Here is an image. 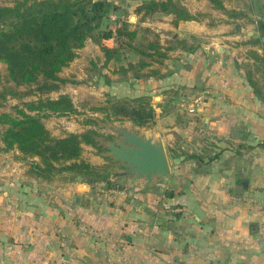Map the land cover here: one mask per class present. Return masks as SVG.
I'll return each mask as SVG.
<instances>
[{"label":"crops","instance_id":"0c3cea01","mask_svg":"<svg viewBox=\"0 0 264 264\" xmlns=\"http://www.w3.org/2000/svg\"><path fill=\"white\" fill-rule=\"evenodd\" d=\"M180 2L193 19L175 22L163 12L130 19L142 43L151 33L168 48L163 63L143 56L136 40L107 65L92 39L75 58V81L90 77L112 94L119 86L125 96L152 97L155 124L125 126L161 136L170 174L156 190L129 179L100 194L70 171L37 177L30 161L38 157L0 153V264H264V0H224V9ZM112 14L103 29L123 24L121 13ZM142 59L151 65L136 77L128 64ZM96 116L88 118L97 124L86 118L65 127L109 130ZM82 146V159L107 162L106 152Z\"/></svg>","mask_w":264,"mask_h":264},{"label":"trees","instance_id":"16d2710c","mask_svg":"<svg viewBox=\"0 0 264 264\" xmlns=\"http://www.w3.org/2000/svg\"><path fill=\"white\" fill-rule=\"evenodd\" d=\"M210 1L215 8L224 9V0ZM116 8L111 0H14L11 5L0 4V62L7 69L0 90V153L19 151L17 157L22 160L38 157L39 160L30 161V171L37 177L50 180L56 172L63 171L73 172V179L101 174L81 158L82 145H91L102 153L107 149L99 138L105 134L90 128L82 133L54 136L44 119L82 112L70 94L57 98L46 95L58 91L62 84L77 82L63 78L60 73L77 58L78 50L88 39L100 45L105 65L119 60L123 49L134 47L138 30L131 29L129 20H124L116 30L102 28ZM136 11L143 12L144 17L156 12L173 14L175 22L195 17L178 0H143ZM110 38L116 39V46L104 43ZM138 50L158 63L168 56V48L163 49L157 38L142 43ZM149 65V61L142 59L137 64L129 63L128 68L135 69L136 77H141L147 76L141 70ZM120 70L127 72L124 66ZM31 95L36 97L25 100ZM9 97L21 100L13 107L15 113L1 110ZM91 110L103 114L102 122L124 117L142 127L155 122L152 97L146 95L120 99L108 96L104 104ZM86 123L97 124V119L88 118Z\"/></svg>","mask_w":264,"mask_h":264},{"label":"rangeland","instance_id":"374dc122","mask_svg":"<svg viewBox=\"0 0 264 264\" xmlns=\"http://www.w3.org/2000/svg\"><path fill=\"white\" fill-rule=\"evenodd\" d=\"M113 2V4L115 6H117V12L121 13L124 19H120V20H129L130 21V15L134 14V15H139L140 13L136 11L137 7L143 2V0H111ZM181 1V0H178ZM14 0H0V4L2 5H11L13 4ZM114 15V14H112ZM147 34V33H146ZM146 37V39H150V36H152L151 33H148L147 35H144ZM138 38V37H137ZM142 38V37H141ZM136 44H142V39L141 41L139 39H136ZM92 53V52H91ZM73 66V67H69V68H64V70L62 71V77L63 78H69L72 80H75V60L73 61L72 64H70L69 66ZM7 74V69H6V65L2 62H0V90L2 89V82H4L5 77ZM90 76V75H89ZM97 79L99 78L98 72L96 75ZM93 80L90 77H84L82 79V81L79 82H68L65 84L61 85V88L58 91H54L51 92L49 94H47L46 96H50L52 98H57L60 94H70L76 104V106L78 107V109L82 112L81 114H72V115H67V116H51L49 118L44 119V122L46 123L47 121L51 122L53 125V129L54 130H58L59 134H68L70 133L69 130L65 127V120L69 121V122H75L76 124H80L82 123L86 118H88L89 116H92V114L95 115H99L96 116L97 118H100L101 120L103 119V114L100 112H94L93 110H91V108L93 106H100L101 104H104L105 101L108 99V96H112L114 98L120 99V98H126V97H130L129 95L125 96V91L120 92L119 90V86L115 87L114 90H118V92L116 94H112L110 92H106L104 90H101L99 86L97 87H93L91 84H89V81ZM130 82L127 78L126 80V86H129ZM35 95H31L27 98H25V100H29L32 98H35ZM21 100L17 99V98H12L9 97V99L6 101L5 105L1 108L2 111H6V112H13L15 113L14 110V105L20 103ZM102 122V121H101ZM112 122L114 124L117 125H128L130 127H142L137 125L132 119L130 118H126L124 117L122 120H115V121H104V123H109ZM155 124V122L150 125V126H146L148 127H152ZM98 127V126H97ZM98 129H104L106 130V132H110L111 130L106 129L105 127L101 128L98 127ZM105 134V137L102 136V141L104 142L106 140V136H111L110 133H103ZM106 150L102 153H105ZM102 160V159H101ZM107 161V160H106ZM108 162V161H107ZM95 168V170L97 172H100V175H96L95 177H81V179L83 181L89 182L92 181L91 184L95 185V188H97L95 190V193L98 192L100 194H102L105 191H109L110 189H113V187H110V183L114 182L116 180L115 176L113 175V173L110 171H106L105 168V163L103 162V160L98 163V164H92ZM108 172V173H107ZM167 178V177H165ZM159 182H163V179H161L160 181L152 184V186H149L148 189H153L156 190L158 187ZM108 184V188L105 187V185Z\"/></svg>","mask_w":264,"mask_h":264},{"label":"water","instance_id":"95a60500","mask_svg":"<svg viewBox=\"0 0 264 264\" xmlns=\"http://www.w3.org/2000/svg\"><path fill=\"white\" fill-rule=\"evenodd\" d=\"M130 19L135 21L136 15L133 14ZM106 126L113 130L112 140L103 143L107 149L106 156L111 158L112 166L109 168L116 178L111 183L112 187L124 186L129 179L132 185L141 180L150 185L170 174L161 136L142 134L112 122ZM105 187L108 188V184Z\"/></svg>","mask_w":264,"mask_h":264},{"label":"flooded vegetation","instance_id":"af4514ba","mask_svg":"<svg viewBox=\"0 0 264 264\" xmlns=\"http://www.w3.org/2000/svg\"><path fill=\"white\" fill-rule=\"evenodd\" d=\"M108 140H112V136H111V138H108V139H106L105 141H108ZM106 151H107V150H106ZM107 161H108V162L105 163V168H106V171L110 172L111 169H110L109 167L112 166L111 158L109 157ZM109 170H110V171H109ZM112 170H113V169H112ZM108 172H107V173H108Z\"/></svg>","mask_w":264,"mask_h":264},{"label":"built area","instance_id":"2783aa9c","mask_svg":"<svg viewBox=\"0 0 264 264\" xmlns=\"http://www.w3.org/2000/svg\"><path fill=\"white\" fill-rule=\"evenodd\" d=\"M111 18H112L113 20L116 19L114 15H112ZM201 104H202V98H199V99L197 100V102H196V106L199 107V106H201ZM191 111L193 112V111H194V108H193Z\"/></svg>","mask_w":264,"mask_h":264}]
</instances>
